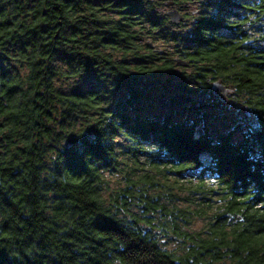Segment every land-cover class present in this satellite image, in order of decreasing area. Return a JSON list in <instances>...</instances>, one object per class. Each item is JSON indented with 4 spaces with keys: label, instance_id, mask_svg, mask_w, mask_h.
<instances>
[{
    "label": "trees",
    "instance_id": "trees-1",
    "mask_svg": "<svg viewBox=\"0 0 264 264\" xmlns=\"http://www.w3.org/2000/svg\"><path fill=\"white\" fill-rule=\"evenodd\" d=\"M170 2L0 0V264H264V0Z\"/></svg>",
    "mask_w": 264,
    "mask_h": 264
},
{
    "label": "water",
    "instance_id": "water-1",
    "mask_svg": "<svg viewBox=\"0 0 264 264\" xmlns=\"http://www.w3.org/2000/svg\"><path fill=\"white\" fill-rule=\"evenodd\" d=\"M164 5L166 7H171L172 3L168 0ZM166 16L169 18L170 23L175 26L179 25L184 20L183 14L177 8H171L168 10ZM174 62L177 67H187L188 65L187 61L180 58L175 59ZM211 89L213 94L218 95L222 100H225L230 93L227 87L220 81H214L211 85Z\"/></svg>",
    "mask_w": 264,
    "mask_h": 264
},
{
    "label": "rangeland",
    "instance_id": "rangeland-1",
    "mask_svg": "<svg viewBox=\"0 0 264 264\" xmlns=\"http://www.w3.org/2000/svg\"><path fill=\"white\" fill-rule=\"evenodd\" d=\"M168 0H165V2H167ZM171 8H179V7H174L173 6V4H172V6L171 7H164L163 5H162V7H160V8H158L157 9V13L159 14V15H165V12H167L168 10H170ZM182 9H188V10H192L193 9V5H183V7H181ZM229 88V87H228ZM229 95H230V93H229ZM229 95H227V97L225 98V100H223L224 102L225 101H227V100H229ZM216 96H218V95H216ZM163 181V180H162ZM172 182V180L170 181V180H166V183L168 184V185H172L171 187H173V185H175V184H173V182ZM176 186V185H175ZM179 194L182 196V197H186V196H188V198H190V200H195V201H197V199H200L201 198V195H198V194H196V193H193L190 189L189 190H184V189H179ZM207 197H209V196H207ZM192 206H194V205H191V207ZM207 223H208V220L207 219H202V218H200V219H198V220H196V219H193V222L191 223V226H190V230H194V231H202V230H204L205 228H206V226H207ZM171 243H169L168 245H170Z\"/></svg>",
    "mask_w": 264,
    "mask_h": 264
},
{
    "label": "flooded vegetation",
    "instance_id": "flooded-vegetation-1",
    "mask_svg": "<svg viewBox=\"0 0 264 264\" xmlns=\"http://www.w3.org/2000/svg\"><path fill=\"white\" fill-rule=\"evenodd\" d=\"M219 97V96H218Z\"/></svg>",
    "mask_w": 264,
    "mask_h": 264
}]
</instances>
